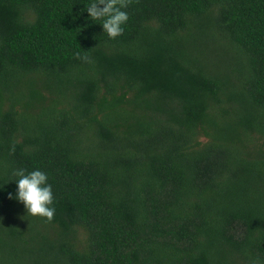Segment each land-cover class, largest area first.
<instances>
[{
  "label": "trees",
  "instance_id": "obj_1",
  "mask_svg": "<svg viewBox=\"0 0 264 264\" xmlns=\"http://www.w3.org/2000/svg\"><path fill=\"white\" fill-rule=\"evenodd\" d=\"M90 3L0 0V264H264V0Z\"/></svg>",
  "mask_w": 264,
  "mask_h": 264
},
{
  "label": "clouds",
  "instance_id": "obj_2",
  "mask_svg": "<svg viewBox=\"0 0 264 264\" xmlns=\"http://www.w3.org/2000/svg\"><path fill=\"white\" fill-rule=\"evenodd\" d=\"M131 0H92L86 11L92 20H103L102 29L110 39L123 34V25L128 21L127 9ZM102 6V7H101ZM77 57L85 62H91L89 56ZM13 175L18 177L16 183L15 199L21 202L26 212L31 216L45 218L51 222L56 213L55 207H52L54 195L52 185L48 183V176L45 172L37 169L27 172L23 169L14 170ZM9 199L13 196L8 195ZM0 219H3L0 217ZM251 264H261L259 259L252 261Z\"/></svg>",
  "mask_w": 264,
  "mask_h": 264
}]
</instances>
